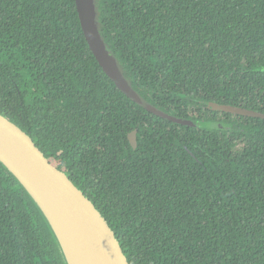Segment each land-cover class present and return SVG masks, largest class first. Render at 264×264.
I'll return each instance as SVG.
<instances>
[{
    "label": "trees",
    "instance_id": "trees-1",
    "mask_svg": "<svg viewBox=\"0 0 264 264\" xmlns=\"http://www.w3.org/2000/svg\"><path fill=\"white\" fill-rule=\"evenodd\" d=\"M94 1L133 90L192 126L119 91L75 0H0V115L94 205L128 264H264V120L208 108L264 115V0ZM0 264H67L1 163Z\"/></svg>",
    "mask_w": 264,
    "mask_h": 264
},
{
    "label": "water",
    "instance_id": "water-1",
    "mask_svg": "<svg viewBox=\"0 0 264 264\" xmlns=\"http://www.w3.org/2000/svg\"><path fill=\"white\" fill-rule=\"evenodd\" d=\"M81 29L88 47L106 76L128 99L155 116L173 123L191 122L168 116L146 102L126 79L116 58L107 49L97 23L94 0H75ZM208 108L241 117L264 120V115L246 109L209 103ZM208 127L217 125L204 124ZM136 147L135 132L128 136ZM0 163L17 179L33 199L52 229L66 263L61 234L89 264H128L101 214L68 177L52 167L30 137L0 115ZM57 225V227H56Z\"/></svg>",
    "mask_w": 264,
    "mask_h": 264
},
{
    "label": "bare ground",
    "instance_id": "bare-ground-1",
    "mask_svg": "<svg viewBox=\"0 0 264 264\" xmlns=\"http://www.w3.org/2000/svg\"><path fill=\"white\" fill-rule=\"evenodd\" d=\"M57 227V225H56ZM61 234L65 255L69 261V264H89L78 252V250L69 242V238L64 239V233L57 227Z\"/></svg>",
    "mask_w": 264,
    "mask_h": 264
}]
</instances>
